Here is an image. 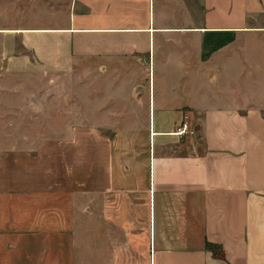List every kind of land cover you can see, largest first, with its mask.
I'll return each mask as SVG.
<instances>
[{"label":"crops","instance_id":"1","mask_svg":"<svg viewBox=\"0 0 264 264\" xmlns=\"http://www.w3.org/2000/svg\"><path fill=\"white\" fill-rule=\"evenodd\" d=\"M13 8L0 264H264V0Z\"/></svg>","mask_w":264,"mask_h":264},{"label":"rangeland","instance_id":"2","mask_svg":"<svg viewBox=\"0 0 264 264\" xmlns=\"http://www.w3.org/2000/svg\"><path fill=\"white\" fill-rule=\"evenodd\" d=\"M26 1H32V2L35 1L36 2L38 0H0V22L5 21V23L22 24L28 20V22L32 23V24L42 23L45 20V17H44L43 11L39 10V9H35V10L29 9V11L25 12L24 14H21L22 16H26V17H21V15H19V14L14 15L15 9L13 8V6L21 7V6H23V4H25ZM2 13H3V16H2ZM33 84L34 83H31L30 85L32 86ZM35 84H36V86H35L36 88L41 87L40 84H37V83H35ZM61 84L64 85L65 83H54V86L52 87V89L56 86L57 87L60 86ZM66 84H68V83H66ZM60 87H62V86H60ZM67 87H68V85H67ZM249 89L252 91L251 88H249ZM183 126H185V125H183ZM180 128H181V126H180ZM178 129H176L174 131V134L177 132ZM187 130H186V133L191 132L192 134H186V135H188V136L190 135V137L193 138L194 132L196 131L195 128H193V126L190 125L189 127H187ZM41 132L42 131L36 130V133H41ZM176 137H179V136H176ZM180 137L182 138L184 136L182 135Z\"/></svg>","mask_w":264,"mask_h":264},{"label":"trees","instance_id":"3","mask_svg":"<svg viewBox=\"0 0 264 264\" xmlns=\"http://www.w3.org/2000/svg\"><path fill=\"white\" fill-rule=\"evenodd\" d=\"M206 247H207L208 249L212 250L213 253L216 254V256H219V257L222 256V255H221V251L218 250L216 246L211 245V244H206Z\"/></svg>","mask_w":264,"mask_h":264},{"label":"built area","instance_id":"4","mask_svg":"<svg viewBox=\"0 0 264 264\" xmlns=\"http://www.w3.org/2000/svg\"><path fill=\"white\" fill-rule=\"evenodd\" d=\"M184 134H186V129H185V126L182 125L181 128H179L177 130V132L175 133V135L180 137V136H182ZM190 134H192V133L190 132Z\"/></svg>","mask_w":264,"mask_h":264}]
</instances>
